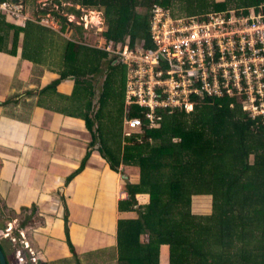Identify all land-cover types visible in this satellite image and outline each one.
Returning a JSON list of instances; mask_svg holds the SVG:
<instances>
[{
	"label": "trees",
	"instance_id": "trees-1",
	"mask_svg": "<svg viewBox=\"0 0 264 264\" xmlns=\"http://www.w3.org/2000/svg\"><path fill=\"white\" fill-rule=\"evenodd\" d=\"M75 1L103 13V48L87 44L85 27L58 12L53 16L60 31L0 13V53L17 57L22 48L24 61L59 70L60 79L39 92V106L84 120L92 135L67 184L89 166L94 150L123 176L127 198L120 200L119 212L127 216L117 224L118 264H264V115L253 116L239 99L192 96V110L161 111L160 126L150 128L145 121L129 128L126 119L142 113L127 103L126 66L106 51L111 43L154 49L152 23L159 8L174 20L203 19L233 10L258 13L264 0ZM98 77L104 78L100 87ZM64 82L74 83L72 95L60 93ZM138 195H149V201L140 204ZM1 196L0 231L15 212L8 196ZM201 197L211 199L210 212H195ZM66 231L77 253L68 216ZM19 246L1 239L8 264L15 263Z\"/></svg>",
	"mask_w": 264,
	"mask_h": 264
},
{
	"label": "crops",
	"instance_id": "crops-1",
	"mask_svg": "<svg viewBox=\"0 0 264 264\" xmlns=\"http://www.w3.org/2000/svg\"><path fill=\"white\" fill-rule=\"evenodd\" d=\"M22 52L17 57L0 53V196L1 191L8 196L17 217L23 206L38 207L23 225L39 262L118 264L117 224L127 216L119 212L120 200L127 198L123 176L94 150L86 170L67 184L92 135L84 120L39 106V92L60 79L59 70L26 62ZM73 91V82L60 87L65 95ZM10 100L15 102L9 105ZM147 199L138 195L140 204ZM66 216L77 253L67 240Z\"/></svg>",
	"mask_w": 264,
	"mask_h": 264
},
{
	"label": "built area",
	"instance_id": "built-area-1",
	"mask_svg": "<svg viewBox=\"0 0 264 264\" xmlns=\"http://www.w3.org/2000/svg\"><path fill=\"white\" fill-rule=\"evenodd\" d=\"M21 10L19 4L0 0L1 14L27 21ZM259 10L174 20L159 8L152 23L154 49H122L111 43L106 51L127 68V103L138 105L142 113L128 117L126 125L138 128L147 121L148 127L156 128L161 111L192 110V96L239 99L243 107H251L247 110L253 116L264 115V7ZM26 246L31 250L28 242ZM18 253L22 256L25 251Z\"/></svg>",
	"mask_w": 264,
	"mask_h": 264
},
{
	"label": "rangeland",
	"instance_id": "rangeland-1",
	"mask_svg": "<svg viewBox=\"0 0 264 264\" xmlns=\"http://www.w3.org/2000/svg\"><path fill=\"white\" fill-rule=\"evenodd\" d=\"M61 1H62V6L58 3L57 0H22L20 1L19 5H21L22 7L21 11H23V14L26 16L27 19L29 18L31 20L42 21L43 24H46L54 29H57V31L61 30V26L56 21L55 16H53V14L58 12L62 16H67L71 21V23H73L74 25L85 27L86 29L85 42L87 44H90L97 48H103L105 45V40L102 36V34L105 32V20L103 13L98 12L97 10L94 11L93 9L85 8L79 3H77L75 0H61ZM71 8L81 11V15L77 14L76 12L73 13L74 10H71ZM46 10L49 11L47 15L43 13V11ZM23 20L25 21V19ZM73 31H74L73 34L76 35L77 30L76 31L73 30ZM76 36H77V40L82 41L81 38L78 37V35ZM97 80H98V86L100 87V83H102L104 78L98 77ZM7 99H9V97H7L5 100ZM244 108L249 110L251 109L250 106H245ZM120 180L121 182H123L122 178H120ZM194 208H195V212L198 213L210 212L211 199L209 197L197 198L195 200ZM16 212L17 211L13 212L12 214L14 216V220H11L6 225V227L0 231V236L2 237L1 239L3 238L11 239V240L18 239V243L16 244L19 243L22 244V241L26 240L28 236L23 225L25 219L30 216V213L31 214L33 212L37 213L38 207L36 206L27 209L21 208L19 217L16 216L17 214ZM39 228L41 227H38L37 229ZM28 243L29 246L31 247L30 242ZM25 245H26V241H25ZM31 252L33 253L34 251L31 249V251H29L28 254L33 255L31 254ZM28 254L24 253L22 256H20L19 253H17L16 261L14 264H26V262L27 264L28 262L29 264H33V261H31L30 257L28 258ZM22 257L25 258L26 262H22Z\"/></svg>",
	"mask_w": 264,
	"mask_h": 264
},
{
	"label": "water",
	"instance_id": "water-1",
	"mask_svg": "<svg viewBox=\"0 0 264 264\" xmlns=\"http://www.w3.org/2000/svg\"><path fill=\"white\" fill-rule=\"evenodd\" d=\"M9 1H11L14 4H19L20 1H22V0H9ZM0 258H1L2 264H8L6 254L1 247V236H0Z\"/></svg>",
	"mask_w": 264,
	"mask_h": 264
},
{
	"label": "clouds",
	"instance_id": "clouds-1",
	"mask_svg": "<svg viewBox=\"0 0 264 264\" xmlns=\"http://www.w3.org/2000/svg\"><path fill=\"white\" fill-rule=\"evenodd\" d=\"M8 1H9V0H8ZM10 2H11V1H10ZM11 3H12V2H11ZM13 4H14V3H13ZM1 238H2V237H1ZM24 241H26V240H24ZM24 241H22V244L19 243L20 246H19V248H18L16 254L18 253V251H19L20 249H21V250H24L25 253L27 252L26 254H28L29 251H28V249L26 248V245H25ZM30 251H31V250H30ZM28 255H29V254H28ZM35 255H36V254H35ZM29 257H30V259L32 258L30 255H29ZM31 261H32V260H31ZM37 263H38V262H37ZM28 264H29V262H28ZM33 264H34V262H33Z\"/></svg>",
	"mask_w": 264,
	"mask_h": 264
},
{
	"label": "bare ground",
	"instance_id": "bare-ground-1",
	"mask_svg": "<svg viewBox=\"0 0 264 264\" xmlns=\"http://www.w3.org/2000/svg\"><path fill=\"white\" fill-rule=\"evenodd\" d=\"M96 17V16H95ZM97 20V19H96Z\"/></svg>",
	"mask_w": 264,
	"mask_h": 264
}]
</instances>
